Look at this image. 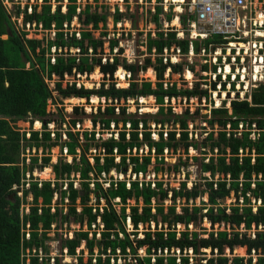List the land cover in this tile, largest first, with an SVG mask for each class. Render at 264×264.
Segmentation results:
<instances>
[{
	"label": "trees",
	"instance_id": "1",
	"mask_svg": "<svg viewBox=\"0 0 264 264\" xmlns=\"http://www.w3.org/2000/svg\"><path fill=\"white\" fill-rule=\"evenodd\" d=\"M5 1L13 0H0V264H51L48 244L51 232L55 225L62 228L72 219L75 224L89 228V231L76 232L74 239L62 241V252L67 250L70 257L78 260L77 264H123L119 263L121 258L126 259L125 264H191L188 252L207 256L209 251L210 256L201 259L200 264H264V86L254 91L252 101L246 96L245 100L232 101L231 110L223 106L212 109L209 119L204 116L203 120L212 128L218 126L219 132L217 138L214 133L209 134L202 144L190 140L189 131V121L201 119L200 112L187 110L179 114L167 105L168 99L171 102L181 97L209 101L211 93L201 90V85L192 90H182L177 85H169L167 89L165 81L169 70L174 76L184 75L185 67L193 74L195 71L187 63L174 65L166 51L175 49L174 53H180L187 61L191 43L198 55L203 44L212 45L213 50L221 47L222 36L213 35L202 43L188 38V28L185 39L179 38L174 28L166 32L160 18L166 16L170 23L176 17L174 13L166 15L164 7L160 6L164 0H157L153 17L156 36L148 34L146 47L150 57L140 67L122 57L123 49L116 53L119 40L110 41L111 57L99 52L100 49L105 51L107 41L98 39L94 32L101 30L102 24L107 30L109 17L93 12L92 6L79 14L80 0H41V7L27 6L23 12L18 9L16 18H23L24 28L35 25L44 32H57L56 39L49 40L47 45L45 41L29 40L27 33L17 28ZM65 1H68L66 13L63 12ZM101 1L94 0L96 4ZM53 4L57 5L56 11ZM116 16V25L126 17L120 10ZM77 18L86 28L81 39L77 34L65 32V25L70 30ZM182 23L188 27L187 17L182 18ZM91 27L93 32L87 31ZM103 36L107 37L108 33ZM54 58L56 64H53ZM97 69L105 76L100 89L80 86L77 82L64 84L66 77H90ZM121 69L130 77L126 88L121 87L116 78ZM149 70L154 71L157 83L138 79ZM202 70L207 73L209 67L204 66ZM212 70L217 73V67ZM218 80L220 82L221 77ZM51 82H55V88ZM216 86L211 85V90L216 91ZM223 88L225 90V85ZM94 97L105 99L107 107L89 113L85 107L77 106L68 116L62 108L55 112L51 107H59L64 100L75 98L90 102ZM148 97L155 98L159 107L156 113H131L128 107H121L122 102L127 105L134 100L138 105L139 99ZM87 120L92 121L95 128L103 127L104 133L117 129L119 136L114 132L111 139L105 140L104 134L95 130L85 132L82 143L80 134L74 130ZM19 121L30 122L33 128L36 122H42L44 131L33 130L30 139L28 132L18 130ZM53 123L69 127L68 141L61 142L58 131L54 140L49 128ZM151 124L163 127V131L158 132V140L152 137ZM170 124L181 125L180 138L178 132L165 133ZM255 130L257 140L252 138ZM94 146L102 152L94 158L95 164L90 158ZM181 146L187 154L190 150L203 151L204 155L211 152L208 163H202V173L210 175L205 185L196 184L190 189L183 183L180 189L171 190L166 188L164 178L159 179V175L169 174L170 178L172 174L178 175L180 167L167 162L166 152H178ZM56 147H61L63 154L67 148L68 156L54 167V182L36 180L34 174L37 170L44 173L49 169L52 158L35 157L29 166L24 158L26 152L37 148L47 154ZM144 148H148L146 155H143ZM67 159H74L73 163ZM114 172L118 176L131 172L136 179L129 183L112 179L107 190L102 179ZM28 174H32L29 190ZM152 174L155 181L147 182ZM78 183L80 189L76 187ZM234 195L238 207L224 208L221 203ZM93 197L98 201L95 206ZM205 197L208 202L198 207L197 201ZM167 202H172V206L167 207ZM102 207H105L104 212ZM206 223L211 225V231L204 227ZM152 225L155 231L151 230ZM223 225L230 226L231 231H215L216 226ZM140 227L145 228L144 233H140ZM179 227L184 230L180 231ZM84 245L90 254L88 261H85L86 250H81ZM237 249L247 250V256H236ZM140 250H145V256ZM129 256L131 262H127ZM63 258H56L55 264H66Z\"/></svg>",
	"mask_w": 264,
	"mask_h": 264
},
{
	"label": "rangeland",
	"instance_id": "2",
	"mask_svg": "<svg viewBox=\"0 0 264 264\" xmlns=\"http://www.w3.org/2000/svg\"><path fill=\"white\" fill-rule=\"evenodd\" d=\"M54 5V10L56 11L57 9V5ZM67 5V4H65ZM158 6L157 2L155 3V1L151 0H129L128 2L125 0H103L101 1L100 4H96L94 2V0H83L80 1L79 6L81 7L82 10H85L87 7L92 6L94 8L93 12H99L101 15L104 16H108V28L107 30H104V25L102 24L100 27L101 30L94 32L95 36H97L98 39H104L106 40V45L103 48L105 51H102V49H100L99 52H104L106 53V57H111V44L110 41L111 40H119L120 41V47L116 50V53H119L120 49L124 50V54L122 55L123 58H126V61H128L129 64H134L140 67H143L145 65V59L150 57L148 55L147 52V47H146V42H147V35L148 33H151L153 35V33L157 32V26L155 24H153V17L155 15V8ZM165 5V1L164 4ZM5 6L8 8L9 13L12 15L13 17V22L17 23V28L22 31L24 30L25 33H27L28 35V39L29 40H37V41H45L46 45L47 42L51 39H54L55 36L53 33H49V32H44L41 28H37L36 26H27V28H24L23 26V18H21L20 20H17L16 18V14L18 12V9H20L22 12L24 11V9L28 6L29 8H31L32 6H38L41 7L43 6V3L41 0H32L30 3L27 0H13V2L11 1H5ZM180 6H177L175 4H169L167 7L164 8L165 14L166 15H170L171 13H174L175 17L177 19H180L181 16L180 12H179V8ZM98 8V9H97ZM167 8H169V10H167ZM40 10V9H39ZM117 10H120L121 13L123 15H125V20L122 22V26L119 28L116 24V12ZM31 9L29 10L30 13ZM63 12L65 11V8L63 10ZM179 17V18H178ZM162 29L168 31L170 28H175L174 30H177L176 32H179V37L182 38H187V35L185 37V35L183 34V30L188 28L185 27L184 24H180V27H176L174 26V22H167L166 20V16H162ZM176 19V20H177ZM181 22V21H180ZM86 28L80 24L79 20L76 19L75 22L72 25V28H70V30H68V33H82V31H84ZM171 30V29H170ZM87 31L93 32V27L87 29ZM108 36L105 37L103 36V34H107ZM182 35V36H181ZM175 49L172 50V52L169 53V51H166V55L167 56H171L172 57V61L173 63H181L186 65V63H188L189 66H192L194 68L195 73H190L193 76L192 81H188L187 79V68L185 67V74L182 76H175L173 77L172 75H168L166 77V82L170 85H177L179 86L180 89L182 90H192L195 89L196 85H201L200 89L201 90H210L211 94V99L209 101H206L205 99H203L202 101L199 100V98H193L188 100L187 98H179L176 100H172L169 104H167L168 106H171L174 108V111L179 113V114H183L185 113L187 110L191 111L192 113H196L197 111L200 112L202 118L198 119L195 122L189 121V131H190V140L191 139H195L199 142V144H202L204 142V140L208 137L209 134L214 133L216 138H217V134L219 132L218 126H215L214 128L210 127L204 120V116H208L207 118H210L211 115V110L214 108H222L223 106H226V108H229L230 106V102L231 101H235V100H244V98H246V96H252L251 94L246 93L245 91V87L246 85H242L240 86V88H238V84L235 85V89L236 92L233 94L232 93V89L231 86H229V84L225 85V87L227 86V93H222L221 90V86H219V84H221L222 82L218 79H216V77L213 76H209V77H205L204 73H202V68L204 67L203 64V59L199 58L197 55L194 54L193 57L191 58H186L187 61H184V59L180 58L179 56H176L174 53ZM74 53H77L78 51H73ZM153 62H154V58L155 55L153 54L152 56ZM167 62V59L165 58V63ZM152 72V73H150ZM122 73V77L120 76ZM124 73V74H123ZM97 75V76H96ZM222 77V76H221ZM119 85L122 87V85H125V87H128L129 85V75L127 73L124 72L123 69L120 70V72L118 73L117 77ZM138 79L140 81H146V82H151L153 84L157 83L156 80V76L154 74L153 71L149 70L147 73L145 74H140ZM201 79H206L207 82H202ZM223 83L226 82L225 79L222 78ZM78 83L80 86L81 85H86L87 88L90 89H100L102 87V85L105 82V76L102 75L101 73V69H97L96 73L91 75L90 77L88 75L81 77L80 75L78 77L72 76V77H66L64 84L67 85L68 83L72 84V83ZM124 82V84H123ZM228 82V81H227ZM122 83V85H121ZM210 83L213 84H217V88H216V92L211 91V87L207 86L210 85ZM52 87L55 88V82H51ZM128 84V85H126ZM248 86L251 87V83H248ZM124 88V87H123ZM239 90V93L237 92ZM230 93V94H228ZM216 94H218L216 96ZM224 94H226L227 96L224 98ZM223 97V98H222ZM148 101L145 104L143 99H139L138 101V105L136 104V102L134 100H130L127 102V105L124 104V102H122L121 107H128V111L131 113H135V112H139V113H156L159 109L158 105L156 104V100L153 97H148L146 98ZM221 99V100H220ZM249 100L252 101L251 98H249ZM154 102V103H153ZM220 105H219V103ZM77 106H82L85 107L86 110L89 113H92L93 111L98 112L99 108H103L105 109L107 107V102L104 99H100L98 103L94 102V98L88 102L87 99H80L79 101L75 102L73 101V99H68V100H64L59 107L57 106H51L52 110L55 112H58L59 108H62L64 110V112L68 115L73 114L74 113V108ZM139 107V108H138ZM144 107H150V109H152V112H142V108ZM231 110V109H230ZM89 120H87L85 123L82 124L81 127H78L76 130V133H79L81 136V141L82 143L84 142V137L83 135L85 134V132H93V131H97L98 133L104 134L102 137L105 138V140L111 139L113 137V133L116 132V136L118 137V132L119 130L115 129L112 132H107L103 131V127L98 126L97 128H95L94 124L92 123V121L88 122ZM18 130H20L21 133H25V132H32L33 130H38L37 129V125L36 127L33 125H31L30 122H24V121H19L18 123H16ZM43 125V124H42ZM52 129L53 132H56L58 130V132L61 134V142H65L68 141L66 139V132L69 129V127H65V125H63V127H61L60 124L57 125H53V127H49ZM120 128H122V125H120ZM151 128H152V137L155 140H158L159 136H158V132L159 131H163V127L159 126L156 127L155 124H151ZM41 132H43V128L40 129ZM165 133L168 132H178L179 135L178 137L180 138L181 135L180 133L182 132L181 130V125L175 126L173 124H170L166 127V129L164 130ZM167 137V135H166ZM99 138V136H98ZM62 148L61 147H56L54 148V150L49 154V152H47L48 154H44L42 151L39 152L38 154L36 153V151L34 152V154H31V159L33 157H39L40 160L44 159V158H52V164H51V175H50V179L54 182L55 180V173H54V167L58 164L61 163L62 160L64 161V158H66L63 154V152L61 151ZM145 152L143 153V155H146L148 153V148H144ZM102 152L101 151H97V147L94 146L92 147L91 150V155L90 158L92 160V163L95 164L94 158L97 157L98 155H100ZM205 153H203V151H194V150H190V152L187 154L185 151V148L183 146H181L180 150L178 152L175 151H167L166 152V159L167 162L170 165H177L180 167V172L178 173V175H174L172 174V178L169 177V174L166 175H159V179L162 180L163 178L165 179L166 182V188H170L171 190H178L180 189L181 185L183 183H187L189 188H193L194 185L198 184L199 186H203L206 184L205 179H210V175L209 174H203L202 173V163H208V159L212 156L211 152H206V155H204ZM215 155V154H213ZM74 159H67V162H72L73 163ZM43 162L40 163V165H42ZM37 174L40 175L39 178L42 179V181H47L45 179H43L42 175H45L47 173V169L45 170L44 173H42L40 170H37L36 172ZM35 173V174H36ZM37 174L35 175L36 177ZM112 179L114 181H127L128 183L131 181H135V176L132 175L131 172H129V174L127 176H118L117 173H113L111 176H108L107 179L104 177L102 179V184H104L105 189H110L109 185H111V181ZM140 180L142 181V177H140ZM150 180H152L153 182L155 181V176L154 174H152L148 179L147 182H149ZM76 187H79L80 189V184L78 183ZM67 189V185L65 187H63V191H65ZM21 196V194H20ZM33 199H30V202H32ZM208 202V198L205 197L204 199H200L197 201V206L198 207H202V205L204 203ZM68 204V203H67ZM98 204V201L95 197H93V203L92 205L95 206ZM132 206L135 203H130ZM180 204V203H179ZM182 204H185V202H182ZM224 205L225 207H228L230 210L233 208L238 207V200L237 197L234 195L231 199L221 203ZM242 202H240V207H241ZM55 205H57V200H55ZM104 205V203H103ZM172 206V202H167V207H171ZM178 207H182L181 205H178ZM105 207H102V209ZM180 208L178 210H180ZM119 210V208H118ZM80 211H82V209H80ZM257 212V211H256ZM68 213V207L65 204L64 207V215H66ZM59 227V229H58ZM58 227H56V225L54 226L53 231L51 232V241L48 243L49 246L51 247L50 251L51 254L50 256L53 258H63V263H78V260H76L73 257H70L67 254H65L66 252H62V241H66L67 239H74L76 232H80V231H89L88 226L86 225L84 228L82 227V225H77L75 224V220H70V223L68 224H64L63 227L61 228V226L59 225ZM205 228H207L209 231H211V225H209L208 223H206L204 225ZM57 228V229H56ZM128 228L130 230V232H132V226L131 224L128 222ZM147 228V227H146ZM244 227H241V231L243 230ZM144 227H140V233H144L145 230ZM162 229V228H160ZM180 231L184 230L182 227L178 228ZM193 228H191L192 230ZM229 230L231 231V227L230 226H216L215 227V231L219 232V231H225V230ZM151 230L155 231V225L151 226ZM199 232H201L200 230H198ZM252 234H254V232H252ZM143 235H141L142 237ZM81 250H86V254H85V261L89 260L90 254L89 251L86 249V245H84V247ZM81 250L79 251V254L81 253ZM99 250H96V253ZM173 253H175V251H173ZM192 258L191 264H200L201 263V259L205 258V257H209L210 256V251L207 252V256L205 255H193L191 252H188ZM140 254H142L143 256H145V250H140ZM236 256H241V257H246L247 256V250L244 249H237L236 250ZM177 256L180 257V252L177 251ZM127 262H131V258L130 256L127 258ZM119 263H126V259L121 258L119 259Z\"/></svg>",
	"mask_w": 264,
	"mask_h": 264
},
{
	"label": "built area",
	"instance_id": "3",
	"mask_svg": "<svg viewBox=\"0 0 264 264\" xmlns=\"http://www.w3.org/2000/svg\"><path fill=\"white\" fill-rule=\"evenodd\" d=\"M153 1L158 4L157 0ZM164 1L165 5H163L164 2L160 4L164 8L172 3L183 9L181 16L187 17V32L191 41L199 40L204 43L205 40L213 38V35L222 36L224 41L220 45L221 47L213 50L212 45L206 47L203 44L197 55L203 59L204 66L209 67V73H205V77L213 76L217 79V77L222 76L226 82L230 79L232 83L238 84V88L246 85L245 91L251 95L261 86H264V0H178L181 1L180 4L175 3L177 0L173 2ZM65 4L68 5V1H65ZM67 5H65V11ZM79 12L81 13L82 10L80 9ZM121 26L122 23L118 24L119 28ZM68 28L66 24V33H68ZM185 33L186 30L183 34L185 35ZM53 34L55 36L53 40H55L57 32H53ZM153 36H156L155 33H153ZM182 37L180 38L185 39ZM78 38L81 39V33L78 34ZM53 52L55 56L57 53L56 47ZM194 54V45L191 43L188 58L193 57ZM53 64H56L55 58ZM213 67H217V75L210 72ZM248 83H251V87L248 86ZM168 86L169 84H166L167 88ZM237 92L239 93V90ZM53 125H57V123L50 124V127H53ZM81 126V124L78 125V127ZM65 127L67 128L66 124ZM50 131H52L51 128ZM228 131H230V126H228ZM243 131L244 124L241 126L240 132ZM56 132H53L54 140L57 137ZM30 133H28V137L31 139L32 134ZM252 138L257 140V130L254 131ZM35 151L37 154L41 151L45 154L44 150L38 151L37 148L30 150L29 148L24 156L29 166L32 164V159L35 158L31 159V154L33 155ZM48 152L50 154V151ZM64 156H68L67 148L64 150ZM36 174H34L36 180L41 179L36 177ZM104 177L107 178V176ZM75 178L74 176L73 179ZM77 179L80 181L81 175ZM27 183V189L29 190L31 189L32 174H28ZM21 197H23V194H21ZM103 209L102 212H104ZM99 223L101 224V221ZM99 237H101V234H99ZM64 252H66L65 254L68 253L66 250ZM55 259L51 257V264H55Z\"/></svg>",
	"mask_w": 264,
	"mask_h": 264
},
{
	"label": "bare ground",
	"instance_id": "4",
	"mask_svg": "<svg viewBox=\"0 0 264 264\" xmlns=\"http://www.w3.org/2000/svg\"><path fill=\"white\" fill-rule=\"evenodd\" d=\"M170 2H173L174 0H169ZM175 3H177V4H180L181 3V1H176ZM179 8V12L182 14L183 13V9L181 8V7H178ZM174 26H178V27H180V24H181V22H180V19H177V20H175L174 21ZM152 71V70H151ZM150 73H152V72H150ZM121 75V77L123 76L122 75V73H120ZM124 74V73H123ZM97 76V75H96ZM192 79H193V76H192V74H188L187 73V79L186 80H188V81H192ZM123 84H124V82H123ZM121 85H122V83H121ZM126 85H128V84H126ZM122 87H124V88H126L125 87V85H122ZM218 94H216V96H217ZM227 95L226 94H224V98L226 97ZM99 98L100 97H94V102L95 103H98V101H99ZM154 98V97H153ZM223 98V97H222ZM80 99H77V98H75V99H73V101H75V102H77V101H79ZM143 100H144V103L146 104L147 103V99L146 98H143ZM221 100V99H220ZM154 103V102H153ZM219 103V102H218ZM219 105H220V103H219ZM153 110L152 109H150V107H144V108H142V112H152ZM43 128V125H42V123L41 122H39L38 121V123H37V129L38 130H40V129H42ZM51 173H52V171H51V169L49 168V169H47V173L45 174V175H42V177H43V179H45V180H47L48 181V179H50V175H51ZM41 175V174H40ZM40 175L39 174H37V176L38 177H40ZM50 181V180H49ZM245 250V249H244Z\"/></svg>",
	"mask_w": 264,
	"mask_h": 264
},
{
	"label": "clouds",
	"instance_id": "5",
	"mask_svg": "<svg viewBox=\"0 0 264 264\" xmlns=\"http://www.w3.org/2000/svg\"><path fill=\"white\" fill-rule=\"evenodd\" d=\"M83 1V0H82ZM82 10V9H81ZM86 10V9H85ZM82 11H84V10H82ZM32 12V9H31V11H30V13ZM66 12H67V9H66ZM82 13V12H81ZM80 12H79V14H81ZM120 13H121V11H120ZM122 14V13H121ZM116 15H117V12H116ZM181 15V14H180ZM184 17V16H183ZM183 17H180V21H181V24H183L182 23V18ZM179 18V17H178ZM78 19V18H77ZM177 18H175V20H176ZM79 20V19H78ZM174 20V21H175ZM173 21V22H174ZM116 24V23H115ZM121 24V23H120ZM118 26V25H117ZM178 27V26H177ZM175 29V28H174ZM185 30V29H184ZM184 30H183V32H184ZM175 31H177V30H175ZM77 35H78V33H76ZM149 34V33H148ZM185 35H186V33H185ZM148 36V35H147ZM154 37V36H153ZM180 38V37H179ZM217 48H219V47H217ZM216 50V49H215ZM168 51V50H167ZM175 52V51H174ZM170 53V52H169ZM176 56H179L180 58H181V54L180 53H178V54H175ZM167 57H171V56H167ZM167 59V58H166ZM171 59H172V57H171ZM172 63H173V61H172ZM165 64H168V59H167V62L165 63ZM174 65H181V63H173ZM188 64V63H187ZM189 66V65H188ZM153 71V70H152ZM188 72V74H190V73H192L190 70H187ZM203 71V70H202ZM154 72V71H153ZM210 72H212L213 73V70L212 71H210ZM203 73V72H202ZM207 73H209V72H207ZM205 74V73H204ZM214 74V73H213ZM170 76V75H172L173 77H175L174 75H173V72H172V70H169V72L167 73V75H166V77L167 76ZM215 75H217V73L215 74ZM209 77V76H208ZM221 77V76H220ZM207 78V77H206ZM217 79H218V77H217ZM204 82V81H203ZM205 82H207V80H205ZM221 84H219V86H221V90H222V93H227V86L225 87V90H224V88H223V85H227V84H229V86H231V89H232V92H236V89L235 88H233V85L235 86L236 84H234V83H232V81L229 79V81L228 82H225V83H223V81H222V77H221ZM166 84H168L166 81H165V86H166ZM170 85V84H169ZM211 83H210V85H207V86H209V87H211ZM172 86H174L173 84H172ZM167 88V87H166ZM168 88H169V86H168ZM167 88V89H168ZM217 88V87H216ZM210 91V90H209ZM212 91V90H211ZM214 92H216V91H214ZM211 93V92H210ZM212 94V93H211ZM228 94H230V93H228ZM249 97H251V96H249ZM141 99H143V98H141ZM246 98H244V100H245ZM251 99H252V97H251ZM174 100H176V99H174ZM206 100V99H205ZM207 101V100H206ZM232 102V101H231ZM230 102V103H231ZM170 103V100L168 99L167 100V104H169ZM229 103V104H230ZM231 108V104H230V106H229V109ZM37 123V122H36ZM42 123V122H41ZM43 124V123H42ZM32 125V124H31ZM35 127H36V124H35ZM43 127H44V124H43ZM65 251V250H64ZM63 251V252H64ZM67 251V250H66Z\"/></svg>",
	"mask_w": 264,
	"mask_h": 264
},
{
	"label": "crops",
	"instance_id": "6",
	"mask_svg": "<svg viewBox=\"0 0 264 264\" xmlns=\"http://www.w3.org/2000/svg\"><path fill=\"white\" fill-rule=\"evenodd\" d=\"M38 123V122H37ZM37 123H36V125H37ZM93 123V122H92Z\"/></svg>",
	"mask_w": 264,
	"mask_h": 264
}]
</instances>
